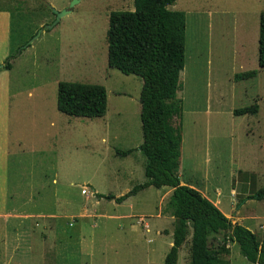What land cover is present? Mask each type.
<instances>
[{"label":"rangeland","instance_id":"obj_1","mask_svg":"<svg viewBox=\"0 0 264 264\" xmlns=\"http://www.w3.org/2000/svg\"><path fill=\"white\" fill-rule=\"evenodd\" d=\"M72 1L0 0V11L10 15L0 65L15 55L12 67L1 70L0 264H164L174 228L167 207L172 188L150 186L121 203L97 196L123 195L144 180L139 151L116 154L142 141V79L107 64L109 13L133 10V0ZM48 4L70 12L44 29L55 18ZM167 8L185 12V63L176 91L182 111L173 120L182 137L179 179L217 198L222 212L238 216L234 222L261 240L264 199L239 200L264 187V68L257 62L264 0H175ZM252 69L255 77L234 80ZM59 81L103 85L104 116L58 111ZM254 103L256 113L233 114ZM254 157L263 160L260 167ZM16 210L31 216L18 218ZM222 237L211 234L209 241L216 246ZM189 245L188 236L177 264H189ZM227 246L223 264H253L237 242Z\"/></svg>","mask_w":264,"mask_h":264},{"label":"trees","instance_id":"obj_2","mask_svg":"<svg viewBox=\"0 0 264 264\" xmlns=\"http://www.w3.org/2000/svg\"><path fill=\"white\" fill-rule=\"evenodd\" d=\"M175 0H133V10H113L108 16L107 64L121 73L142 79L139 94L142 141L136 147L116 149L127 156L139 151L145 158L144 180L135 183L120 196L97 194L121 203L142 189L153 186L172 188L167 201L174 228L172 244L164 264H177L178 251L190 235L189 264H223L229 253L228 242H237L242 256L253 264H264V237L226 217L198 189L181 184L179 167L181 130L174 118L181 116V103L176 99L180 72L185 63V12L167 6ZM26 42H24L25 44ZM19 45V48H22ZM19 52H17L18 54ZM9 55L0 71L12 67ZM258 66L264 68V10L259 14ZM256 69L234 74V80L255 77ZM58 111L80 117H102L107 110V93L103 85L76 81L57 83ZM256 103L236 108L233 114H254ZM264 187L241 198L261 199ZM223 233L220 244L210 243L211 234Z\"/></svg>","mask_w":264,"mask_h":264},{"label":"crops","instance_id":"obj_3","mask_svg":"<svg viewBox=\"0 0 264 264\" xmlns=\"http://www.w3.org/2000/svg\"><path fill=\"white\" fill-rule=\"evenodd\" d=\"M9 17H10V15L8 14V13H6V12H4V11H0V34H2V37L0 36V42L1 41H4V30H5V34L7 33V30H8V28H9ZM4 71V70H3ZM3 71H1L0 72V95H1V91H3V87H4V85H5V82H3V78H4V76L6 75V73L5 72H3ZM7 72V71H6ZM5 115V114H4ZM3 118H4V116H3ZM180 159V158H179ZM257 161L259 164H258V166L260 167V162H262L263 160L260 158V157H257V158H255L254 157V161ZM263 163H264V161H263ZM179 165H180V160H179ZM262 167H264V166H262ZM178 170V169H177ZM253 170V169H252ZM18 177V176H17ZM19 181H18V179L16 178V184L18 183ZM180 183L181 184H184L182 181H180ZM4 184H6V169H5V165H4V163H0V194H6V189H4L3 188V185ZM142 191V190H141ZM140 191V192H141ZM17 192H18V190H17V188H16V195H17ZM140 192H138V193H140ZM30 193H32V191H30L29 190V192H28V194H30ZM137 193V194H138ZM205 197H207L208 198V196H205ZM211 198H209V200H210ZM261 199H264V197L263 198H261ZM260 199V200H261ZM248 200V199H247ZM215 206H217L218 208H219V200L217 199V198H214V199H211L210 200ZM220 209V208H219ZM222 211V210H221ZM226 217H228V218H230L231 220H232V222H234L235 221V219L238 217H236V218H234V217H232L230 214L228 215L227 213H225V212H222ZM238 215V214H237ZM30 216H31V214H29V212H24V213H20L19 211H17L16 210V217H18V218H22V217H24V218H30ZM261 222H264V215H263V219H262V221ZM259 223V228L262 230V229H264V223ZM236 223H238L237 221H236ZM242 225V224H241ZM246 227V226H245ZM248 228V227H247ZM248 229H250L252 232H254L255 234H257L258 232H256V231H253L251 228H248ZM24 231V230H23ZM257 236V235H256ZM264 237V236H263ZM262 237V238H263ZM189 238H190V235H189ZM261 238V239H262Z\"/></svg>","mask_w":264,"mask_h":264},{"label":"water","instance_id":"obj_4","mask_svg":"<svg viewBox=\"0 0 264 264\" xmlns=\"http://www.w3.org/2000/svg\"><path fill=\"white\" fill-rule=\"evenodd\" d=\"M77 0H73L72 1V3H71V5L73 4V3H75ZM49 6H50V8H51V10H52V12L54 13V15H55V18H54V20L52 21V23H49V24H45L44 25V29H51L54 25H56L57 24V22L59 21V19L63 16V15H65L66 13H69L70 12V8L69 7H67V8H65V9H62V10H57V9H55V8H53L50 4H48ZM39 33H40V31L33 37V38H31L30 40H29V42L28 43H26V45H24L23 47H26L27 45H29L38 35H39ZM20 50V49H19ZM21 51V50H20ZM19 51V52H20Z\"/></svg>","mask_w":264,"mask_h":264}]
</instances>
